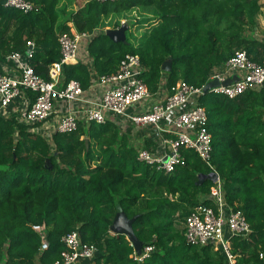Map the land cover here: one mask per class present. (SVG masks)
<instances>
[{
  "label": "trees",
  "instance_id": "trees-1",
  "mask_svg": "<svg viewBox=\"0 0 264 264\" xmlns=\"http://www.w3.org/2000/svg\"><path fill=\"white\" fill-rule=\"evenodd\" d=\"M29 1L35 5L30 13L0 2V71L9 54L27 55L32 42L27 62L50 80L51 65L61 59L59 37L70 32V23L90 34L80 46L89 61L64 64L61 83L75 79L86 91L128 53L140 56L142 75L157 96L171 94L180 80L205 84L237 50L264 60L257 33L262 0H87L68 13L61 0ZM133 11L144 15L132 18L143 34L132 33L130 40L126 33L127 43L114 42L104 30L106 19ZM168 60L172 69L165 71ZM23 98L30 105L37 94L23 90ZM200 103L226 199L252 228L248 237L231 239L235 264H264V86L235 98L210 91ZM19 115L0 112V264H53L66 248L62 238L73 230L98 247L96 264H231L222 250L185 239L190 212L200 204L215 207L209 198L215 183L207 178L197 184L212 169L196 151L182 147L184 163L168 173L138 160L134 126L118 116L104 123L80 120L72 133L46 136ZM141 147L156 151L159 144L145 139ZM118 205L128 217L137 216L133 228L143 247L154 246L143 261L131 257L126 235L111 232ZM43 223L49 247L40 252L32 225Z\"/></svg>",
  "mask_w": 264,
  "mask_h": 264
},
{
  "label": "built area",
  "instance_id": "built-area-1",
  "mask_svg": "<svg viewBox=\"0 0 264 264\" xmlns=\"http://www.w3.org/2000/svg\"><path fill=\"white\" fill-rule=\"evenodd\" d=\"M3 4L23 13H30L35 9V5L29 0H5ZM89 36L88 33L78 32L73 24L70 32L60 35L61 59L51 65L50 80L37 74L27 62L26 56L30 57L32 51L27 55L17 51L9 54L8 61L14 68L9 71V65H6L0 71V112L9 115L8 107L17 98H22L19 121L34 125L35 132L46 136L56 132L72 133L78 129L80 120L104 123L109 116H118L136 128L151 126L158 134L157 150L150 151L140 147L139 161L170 173L184 163L181 148L185 147L196 151L212 172H217L212 164L213 145L212 135L207 129L208 114L200 103L204 87L207 82L217 79L221 84L213 87L211 92L229 98L258 90L264 86V60L254 61L245 50H237L222 68L209 76L205 84L194 86L180 80L172 88L171 94L157 96L149 91L142 75L144 67L140 56L128 53L115 71L94 79L91 87L101 88V94L99 98L91 99L86 97V90L78 80L61 83L63 65L78 60L81 42ZM28 43L33 50L34 43ZM235 76L238 79L230 84H223ZM23 90H31L37 94L32 104L29 105V100L23 98ZM60 102L81 105L73 112L58 115ZM214 183L209 198L213 200L215 207L200 204L190 212L184 223L185 239L191 245L210 244L214 250H222L230 263L235 264L231 239L248 237L252 228L243 211L228 203L220 177ZM32 228L41 237L40 252L45 251L49 247L46 224H34ZM62 240L66 248L53 264H96L98 247L83 241L77 230L67 233ZM153 249L154 246L143 247L140 254L134 249L131 257L143 261ZM260 257H264V254L261 253Z\"/></svg>",
  "mask_w": 264,
  "mask_h": 264
},
{
  "label": "water",
  "instance_id": "water-1",
  "mask_svg": "<svg viewBox=\"0 0 264 264\" xmlns=\"http://www.w3.org/2000/svg\"><path fill=\"white\" fill-rule=\"evenodd\" d=\"M128 25L123 23L118 29H107L106 34L114 41V42H125L127 43V32ZM32 51V47L30 46L28 49V53ZM165 71H170L172 69V61L168 60L165 61L162 65ZM238 79L235 76L233 79H229L223 82L224 85L232 83L233 80ZM221 83L217 79H213L204 87V93H208L211 91L213 87L219 86ZM88 146V142H86ZM210 179L213 182H216L219 178V174L217 172H211L209 174H200L199 180L197 184H201L205 179ZM137 216L132 218L128 217L125 213L121 205L117 206V213L115 215L113 224L111 225L110 229L111 232L114 234H124L128 238V240L133 244L134 249L137 251L138 254L141 253L143 249V242L137 237L135 234L133 223L135 222Z\"/></svg>",
  "mask_w": 264,
  "mask_h": 264
},
{
  "label": "crops",
  "instance_id": "crops-1",
  "mask_svg": "<svg viewBox=\"0 0 264 264\" xmlns=\"http://www.w3.org/2000/svg\"><path fill=\"white\" fill-rule=\"evenodd\" d=\"M5 0H0V2L4 3ZM263 4H264V0ZM257 21H258V27H257V33L258 35L264 39V6L262 7L260 13L257 16ZM72 23H70L71 25ZM86 40V39H84ZM82 40V42L84 41ZM81 42V44H82ZM81 46V45H80ZM79 57L81 59H85L87 62L89 61V58H87V56L84 54L83 52V48L80 50L79 52ZM6 65H9V71H13L14 65L12 63H7L5 65H3L2 67V71L5 67H7ZM5 71V70H4ZM62 80V78H61ZM101 94V88H96V87H91L89 90L86 91V97L91 98V99H97L100 97ZM22 98H17L9 107H8V111L12 112H17L19 111V109L21 108V101ZM81 104H75V103H65V102H60L59 107H58V111L59 114L58 115H65L70 113L71 111H75L78 107H80ZM123 120V119H121ZM124 121V120H123ZM168 136H171L168 134ZM132 139H133V143L136 146H142L143 142L145 139H151L153 141H155L156 143L159 142V137L157 132L155 131V129L151 126L149 127H142V128H136L134 127V130H132Z\"/></svg>",
  "mask_w": 264,
  "mask_h": 264
},
{
  "label": "rangeland",
  "instance_id": "rangeland-1",
  "mask_svg": "<svg viewBox=\"0 0 264 264\" xmlns=\"http://www.w3.org/2000/svg\"><path fill=\"white\" fill-rule=\"evenodd\" d=\"M87 0H61L59 3V7L63 8L67 13L76 10L83 6ZM263 3V1H261ZM138 11L129 12L125 15H111L109 18L106 19L105 24H110V26L105 27V31L107 29H118L113 28V26L118 22L126 23L128 25L127 34L130 40L132 39V33H134L136 36H141L144 32V29L136 28V26L132 25V18H137ZM140 14V13H139ZM140 18H144V15L140 14ZM180 228L183 227L182 224L178 225ZM232 247V244H231Z\"/></svg>",
  "mask_w": 264,
  "mask_h": 264
}]
</instances>
